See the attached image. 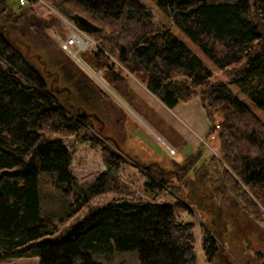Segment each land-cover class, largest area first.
Returning a JSON list of instances; mask_svg holds the SVG:
<instances>
[{"label": "trees", "instance_id": "1", "mask_svg": "<svg viewBox=\"0 0 264 264\" xmlns=\"http://www.w3.org/2000/svg\"><path fill=\"white\" fill-rule=\"evenodd\" d=\"M43 4L50 7H43L44 14L36 11ZM158 5L170 25L157 21L140 0H29L26 5L0 0V259L76 264L81 257L82 264H95L92 252L117 249L137 250L140 264H199L195 223L178 213L202 204L198 190H209V199L231 201L264 226V121L238 96L244 92L264 112V0H158ZM62 18L101 48L78 52L85 67L59 44L60 77L44 70L45 62L38 68L24 38L51 40L47 31ZM171 24L228 78L214 79L212 68ZM87 67L124 101L132 77L169 109L200 98L217 154L197 168L201 147L174 162L175 169L131 162L99 136L97 105L125 110ZM60 79L67 86H60ZM69 138L103 152L105 171L90 183L78 184L73 174ZM129 162L144 172L147 189L157 194L153 200L122 183L120 171ZM193 169L195 177L186 179ZM41 171L56 173L58 186H66L76 211L84 212L65 228L42 216ZM167 196L174 205L160 200ZM205 227L209 236L203 247L212 260L219 252L218 231Z\"/></svg>", "mask_w": 264, "mask_h": 264}, {"label": "rangeland", "instance_id": "2", "mask_svg": "<svg viewBox=\"0 0 264 264\" xmlns=\"http://www.w3.org/2000/svg\"><path fill=\"white\" fill-rule=\"evenodd\" d=\"M140 1L149 7L157 21L161 20L170 25L171 21L160 9L158 0ZM207 1L216 3L235 2L236 0ZM9 3L15 5L17 0H9ZM43 7L48 8L49 6L43 4V6L36 8V11L44 14L45 8ZM61 21L59 25L47 31L52 37L51 40L46 41L40 38H33L32 36L24 38L26 44L30 46V53L38 68L43 70L44 65L42 62H45L44 70H48L50 74L54 73V71L58 72L60 77L62 76V71L56 63L63 56L59 54L61 49L58 42L62 38L65 39L69 31L73 29V24L66 18H62ZM171 26L174 28L175 34L181 40H184L192 51H195L212 68L215 73L214 79L225 80L228 78V74L224 70L217 69L214 62L200 50L197 44L183 30L172 24ZM23 48L27 51L26 47ZM37 54H39L40 60L36 57ZM130 80L139 83V80L135 77H132ZM59 85L67 86V82L60 79ZM232 87L235 91H239L236 84H233ZM144 93L142 97H135V100L127 98L124 101L121 99L125 105L113 95V98L123 106L125 114L121 110L117 113L111 103L101 102L98 104L95 111L100 117V120L96 122V126L100 129L99 136L105 139L111 147L124 151L125 156L134 164L157 162L163 167L175 169L173 163L176 161L182 162L187 154L191 152L188 148L189 145H186L184 139L186 136L189 138V135H193L199 139V147L197 149L201 147L203 151V157L196 163L195 167L207 165L211 159V155L217 154L218 144L216 139L213 137L209 138L206 135L200 138L197 134L200 131L199 127L201 125H196L194 122H185L183 118L179 117V113L166 108L162 104L160 105L159 100L154 99L146 90H144ZM238 96L264 121L263 110L255 105L249 96L244 92H238ZM148 103L150 106L147 105ZM119 117H121L120 120ZM200 121L203 125L204 122L206 124L209 122L206 120V116L200 118ZM170 122L178 127L179 133L173 127H170L172 126ZM177 122H180L183 126ZM66 145L73 155L72 171L76 176L78 184L90 183L105 171L101 149L92 147L90 143L78 145L74 138L67 139ZM169 146L176 150L175 155L170 154ZM131 162L124 164L121 168L122 183L141 197L153 200L157 194L147 189L145 185L147 177L143 171H140ZM195 171L194 169L190 170L186 179H193ZM39 175L43 217H50L59 226L58 229H61V227H67L73 218L84 214V212L76 211L75 197H73L72 193L70 194L65 191L66 186L63 188L58 186V175L56 173L41 171ZM207 191L210 192L209 190ZM207 191L198 190V196H204V198L200 200L202 204L199 207L192 209L193 212L185 208H178V213L183 220H193L195 223L196 251L199 264H264V226L254 222L231 201L221 200L219 197H211L212 199H209L210 194L208 193L207 195ZM160 200L163 202L167 201L172 205L175 204L170 196L162 197ZM217 212L221 215L218 216ZM202 222L211 228L212 234L213 231H218L217 238L219 242L217 244L219 245V252L212 260L209 259L203 247L205 237L209 236V233ZM91 255L95 264L141 263L140 253L137 250L119 251L115 249L107 253L92 252ZM75 263L82 264L84 260L79 257L75 260ZM0 264H40V260L39 258L28 256L3 258L0 259Z\"/></svg>", "mask_w": 264, "mask_h": 264}, {"label": "crops", "instance_id": "3", "mask_svg": "<svg viewBox=\"0 0 264 264\" xmlns=\"http://www.w3.org/2000/svg\"><path fill=\"white\" fill-rule=\"evenodd\" d=\"M130 89H131V94L129 95L128 98L129 99L131 98V100H135L134 98L138 97V96L142 97L144 90H146V92H148V94L150 93V95L152 97H154V99H157L144 86V84H142L140 81H139V83L138 82L135 83V82H132L130 80ZM158 100L159 99H157V101ZM159 103H160V105L162 104L163 106H165L164 103L160 100H159ZM147 105L150 106L149 103ZM166 108H168V107H166ZM172 111H176L177 113H179L180 114L179 117L183 118L185 120V122L186 121L191 122V123L194 122L196 125H201L200 127L198 126L200 128L199 129L200 131L197 134L200 138H203L205 135L207 136V134H208L207 132L209 130L210 122H208L207 124L204 122V125H203L200 121V118H202V117L204 118L206 116V112H205V109H203L200 98L196 97V98H194L190 101H187L185 103H179L173 107ZM206 120H207V117H206ZM177 123L182 125L180 122H177ZM170 124L172 125L170 127H173L177 133L180 132L178 127L174 123L170 122ZM184 141H185L186 145L187 144L189 145L188 148H189V151H191V152L195 151L199 147V139L195 138L193 135H189V138L186 136Z\"/></svg>", "mask_w": 264, "mask_h": 264}, {"label": "built area", "instance_id": "4", "mask_svg": "<svg viewBox=\"0 0 264 264\" xmlns=\"http://www.w3.org/2000/svg\"><path fill=\"white\" fill-rule=\"evenodd\" d=\"M29 0H20L21 5L28 4ZM50 8V7H49ZM59 44L62 46L64 50H66L69 54H73L72 51L78 52L84 50H100L101 46L96 43V41L89 35H86L84 32L79 30L77 27L73 26V29L69 31L67 37L59 40ZM76 54V55H77ZM75 55V54H74ZM170 154L175 155L176 150L169 146Z\"/></svg>", "mask_w": 264, "mask_h": 264}, {"label": "water", "instance_id": "5", "mask_svg": "<svg viewBox=\"0 0 264 264\" xmlns=\"http://www.w3.org/2000/svg\"><path fill=\"white\" fill-rule=\"evenodd\" d=\"M72 57H74L76 60H78L81 64H83L85 67H86V65L83 63V61L81 60V58H80V56H78V54L77 55H74V54H70ZM88 68V67H87ZM88 69H90V68H88ZM90 71H91V73L93 74V76L96 78V79H98L101 83H103L104 84V86L108 89V90H110V88L107 86V84L103 81V79H101L100 78V76H99V73H94L91 69H90ZM111 91V93L113 94V95H115V97L118 99V101H121V103L122 104H124V101H122L121 100V98L115 93V92H113L112 90H110ZM125 105V104H124Z\"/></svg>", "mask_w": 264, "mask_h": 264}, {"label": "bare ground", "instance_id": "6", "mask_svg": "<svg viewBox=\"0 0 264 264\" xmlns=\"http://www.w3.org/2000/svg\"><path fill=\"white\" fill-rule=\"evenodd\" d=\"M72 52H73V54H75V55L77 54V52H75V51H72Z\"/></svg>", "mask_w": 264, "mask_h": 264}]
</instances>
